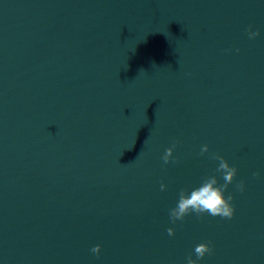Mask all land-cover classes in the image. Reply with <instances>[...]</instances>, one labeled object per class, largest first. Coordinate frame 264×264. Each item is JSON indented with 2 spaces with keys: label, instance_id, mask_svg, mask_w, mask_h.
<instances>
[{
  "label": "water",
  "instance_id": "95a60500",
  "mask_svg": "<svg viewBox=\"0 0 264 264\" xmlns=\"http://www.w3.org/2000/svg\"><path fill=\"white\" fill-rule=\"evenodd\" d=\"M213 154L234 217L173 224L181 189L224 182ZM202 242L199 264H264V0H0V264H185Z\"/></svg>",
  "mask_w": 264,
  "mask_h": 264
},
{
  "label": "clouds",
  "instance_id": "9594fccd",
  "mask_svg": "<svg viewBox=\"0 0 264 264\" xmlns=\"http://www.w3.org/2000/svg\"><path fill=\"white\" fill-rule=\"evenodd\" d=\"M259 34L258 30H252V26L249 25L247 35L250 40H254ZM237 51H239V49H237ZM174 148L175 144L165 150L161 157L164 164H168L172 161ZM208 152V145H203L200 149V154L204 155ZM212 158L219 161L215 171L220 174L224 182L221 184L216 175H208L202 179L198 186L192 188L190 191L181 189L176 206L169 210V218L173 224L177 221H183L184 218L191 213H195L197 216H203L206 213L212 217L219 216L229 220L234 217L235 207L232 203L234 197L231 194L226 196L225 193L228 186L234 182L238 170L219 154H213ZM253 175L259 176L260 173H253ZM166 187L164 183L160 184L161 191H165ZM236 187L240 192L245 190L243 181L238 183ZM167 233L169 236H174L175 230L173 228H168ZM100 251V245H96L91 249V252L96 255H98ZM212 251L213 249L209 243H199L194 248L196 259H193L192 256L189 255L186 258L185 264H199V261Z\"/></svg>",
  "mask_w": 264,
  "mask_h": 264
}]
</instances>
